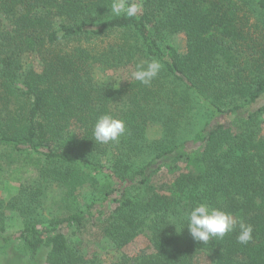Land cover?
I'll list each match as a JSON object with an SVG mask.
<instances>
[{
  "label": "trees",
  "instance_id": "obj_1",
  "mask_svg": "<svg viewBox=\"0 0 264 264\" xmlns=\"http://www.w3.org/2000/svg\"><path fill=\"white\" fill-rule=\"evenodd\" d=\"M112 2L0 0L10 26L0 18V171L25 161L36 172L0 203V257L96 264L86 238L103 234L120 253L146 229L154 253L110 255L111 264H264V0H137L131 18L112 14ZM178 33L187 39L183 57L167 42ZM151 59L162 70L149 85L95 79L97 68L135 71ZM121 105L124 134L97 142V118L115 117ZM198 109L209 123L187 140ZM154 123L172 134L168 145L146 137ZM73 125L80 134L67 141ZM165 168L171 178L150 185ZM91 183L98 191L87 201L77 191ZM200 203L250 224L252 239L239 243L237 225L195 240L186 214ZM8 211L22 218L17 232L5 224Z\"/></svg>",
  "mask_w": 264,
  "mask_h": 264
},
{
  "label": "rangeland",
  "instance_id": "obj_2",
  "mask_svg": "<svg viewBox=\"0 0 264 264\" xmlns=\"http://www.w3.org/2000/svg\"><path fill=\"white\" fill-rule=\"evenodd\" d=\"M0 18L4 19V27L10 28L9 23L5 21V17L0 13ZM264 28L263 26H260ZM253 33V31H251ZM169 46L172 49V53L177 56V57H183L187 53V39L184 33H178L176 35H173L167 40ZM28 64L30 67L34 68L37 71H41L42 65L40 59L36 55H31L28 61ZM134 72L133 69L127 67V68H122V69H117V70H112V71H105L101 68H97L95 70V79L100 82H106V83H115L116 85H122L126 86L127 84L135 83L137 80H135L132 77V73ZM199 108V107H198ZM126 107L120 106L118 108H114V114L115 118H118L122 112L126 111ZM209 123L208 117H205L203 114V111L198 109L194 113V124L192 127L191 125H186L184 127V138L185 139H192L194 136V133H187L189 132V129L191 128H203L206 123ZM213 122L210 121V124ZM161 123H154L150 125V127L147 129L146 137L150 141H156V143H161L164 146L169 144V141H171V133L166 132L163 133V125H158ZM172 125V123H171ZM170 125V126H171ZM258 127L262 131V136L264 137V121L260 120L258 122ZM183 127V125H182ZM67 132V141L71 140L72 138H75L79 136L80 134V129L73 125V126H68L66 128ZM183 137V136H182ZM184 138L182 140H184ZM114 155V152L112 150H109V153L106 155L102 156V161L106 166H109L110 162L112 161V157ZM25 161L21 164L14 165L10 169L6 170V168H3V171H0V203L2 202H7L9 201L12 197L15 195H18L20 191L23 189V187H26L32 183V177L36 176V172L29 166H25ZM168 168L162 169L160 172L155 173L151 179H150V185L153 186H158L162 184L163 182H167L172 176V174L167 170ZM98 186L99 188L103 185V178H98ZM98 186L93 187L92 183L91 184H85L83 187L79 188L77 191L78 195L82 199H89L92 196H95L98 191ZM51 194H53L51 192ZM146 190L144 191V195H146ZM56 196V194H53ZM52 197V196H50ZM53 198V197H52ZM55 201V200H54ZM47 204H50L53 208L55 207L53 202L48 201ZM52 208V209H53ZM7 221L5 222L6 226L8 227V230L11 232H17L18 230L21 229L23 222L22 218L19 216L17 212L14 211H8L5 212ZM89 240V246L90 249L87 248V250H90L92 252H95V262L96 264H111V257L110 255H121L125 254L127 256H130L135 259H140V258H146L150 256L151 254L154 253L153 246L150 242V237H149V231L148 230H143L141 233H139L134 240L128 244L126 247H124L120 253H110L112 251V244L109 242V240L103 235V234H98L96 236H93L92 238L88 239ZM20 250V248H19ZM22 251V249H21ZM107 254H109L107 256ZM93 257V255H91ZM44 258L45 256L41 255L38 258V261L36 264H44ZM9 256L7 257L6 255L0 257V264H10ZM29 259V257H28ZM28 261L27 259L24 261V264H27ZM200 264H209V261L207 258H200L199 260ZM11 264H17L16 261H13Z\"/></svg>",
  "mask_w": 264,
  "mask_h": 264
},
{
  "label": "clouds",
  "instance_id": "obj_3",
  "mask_svg": "<svg viewBox=\"0 0 264 264\" xmlns=\"http://www.w3.org/2000/svg\"><path fill=\"white\" fill-rule=\"evenodd\" d=\"M141 5L137 0H113L111 13L116 16L135 17L140 11ZM162 70V64L156 60L141 61L136 65L132 77L144 85H149ZM125 132L123 120L115 118L111 114L99 116L93 128V135L97 142L108 143L118 141ZM187 229L190 235L197 241L206 242L209 239L220 237L233 232L237 225L239 235L237 240L241 244H247L252 239L253 228L250 224L238 221L230 213L217 208H210L206 203H200L187 214ZM185 228V227H184Z\"/></svg>",
  "mask_w": 264,
  "mask_h": 264
}]
</instances>
